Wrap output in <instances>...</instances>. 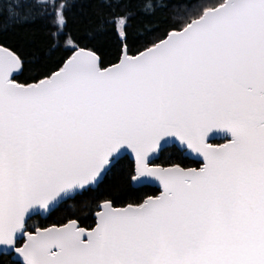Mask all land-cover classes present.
<instances>
[{
    "label": "snow or ice",
    "instance_id": "snow-or-ice-1",
    "mask_svg": "<svg viewBox=\"0 0 264 264\" xmlns=\"http://www.w3.org/2000/svg\"><path fill=\"white\" fill-rule=\"evenodd\" d=\"M77 3L89 30L119 38L115 62L68 30ZM168 7L0 0L6 24L45 19L51 47L63 38L69 53L19 83L22 57L0 46V264H264V0H198L131 47L136 18ZM128 150L130 182H158V195L102 199L93 226L29 230L32 215L98 188ZM169 151L175 161L156 163ZM192 154L199 166H182Z\"/></svg>",
    "mask_w": 264,
    "mask_h": 264
},
{
    "label": "trees",
    "instance_id": "trees-1",
    "mask_svg": "<svg viewBox=\"0 0 264 264\" xmlns=\"http://www.w3.org/2000/svg\"><path fill=\"white\" fill-rule=\"evenodd\" d=\"M209 6L216 0H199ZM169 4L166 10H157L154 16H145L141 13L135 20V28L131 31L129 44L134 49L140 47L146 36H162L168 29L175 14L180 17L188 9L196 11L198 0H167ZM187 5V8L185 7ZM150 29V31H146ZM68 30L84 44L94 47L102 55L105 66L109 62H115L120 48L119 38L111 31L93 33L80 19V7L77 3L69 14ZM61 38L60 47H51L56 41L49 35V29L45 19H35L28 23L6 24L4 17L0 16V45H4L18 55L24 61L22 71L14 79L19 83H31L38 77L37 69L54 68L62 59L66 58ZM176 160L169 151L162 154L156 163L167 166ZM132 160L125 156L121 165L105 178L98 188L78 195L74 200H68L55 209L48 217L41 219L47 223H58L67 218H79L82 226L89 227L94 224L93 212L95 204L102 199H111L115 206H124L128 203L141 202L148 195H156L158 188L152 186L134 187L128 176L132 168ZM198 162L185 157L182 166H197ZM89 201L90 207L85 208L82 201ZM75 205V208L72 206ZM43 225V226H44Z\"/></svg>",
    "mask_w": 264,
    "mask_h": 264
},
{
    "label": "water",
    "instance_id": "water-1",
    "mask_svg": "<svg viewBox=\"0 0 264 264\" xmlns=\"http://www.w3.org/2000/svg\"><path fill=\"white\" fill-rule=\"evenodd\" d=\"M0 46H4V45H0ZM4 47H6V46H4ZM10 50H12V49H10ZM21 71H22V70L18 71L17 73H14L13 78H15L17 75H19ZM34 82H35V81H34ZM31 83H33V82H31ZM212 138H215V139L210 140V141H209L210 143H211L212 141H215V140H218V139H222V138H220V136H217V138H216L215 134L213 135ZM125 156H128L132 161H133V159H134V157H133L132 154H131V150H128V151L125 153ZM186 157H188V158H190V159H193V160H196V161H200V162H201V159H202V158L198 159V158L196 157L195 154H192V155H189V156H186ZM132 185H133L134 187L152 186V187H156V188H158L159 191L161 190V189H160V186H159V184H158V182H156V183H152V184H147V185H137V184L132 183ZM158 194H159V193H158ZM158 194H157V195H158ZM59 205H60V204H59ZM59 205H58V206H59ZM58 206H57V207H58ZM124 206H125V205H124ZM57 207H55L50 213H52ZM117 207H123V206H117ZM50 213L45 214V213H42V212H41V213H39V214H34V215H32V217H33V216H36V215H40V216H42V217H47ZM32 217H31V218H32Z\"/></svg>",
    "mask_w": 264,
    "mask_h": 264
},
{
    "label": "flooded vegetation",
    "instance_id": "flooded-vegetation-1",
    "mask_svg": "<svg viewBox=\"0 0 264 264\" xmlns=\"http://www.w3.org/2000/svg\"><path fill=\"white\" fill-rule=\"evenodd\" d=\"M222 140H217L216 141V143H219V142H221ZM65 203V202H64ZM63 204V203H62ZM61 204V205H62ZM60 205V206H61ZM59 206V207H60ZM58 207V208H59ZM51 214V213H50ZM49 214V215H50ZM48 215V216H49ZM47 216V217H48ZM93 217H94V212H93ZM46 217H41V216H34V217H32L29 221H28V223H29V225H30V228H29V230H33V228H32V226H37V227H46V226H49V225H51V224H60V223H65V222H67V220L68 219H74V218H67L66 220H64V221H60V222H58V223H55V222H53V223H47L46 225H44V223H43V219H45ZM42 219V220H41ZM44 225V226H43ZM94 225V224H93ZM92 225V226H93Z\"/></svg>",
    "mask_w": 264,
    "mask_h": 264
}]
</instances>
